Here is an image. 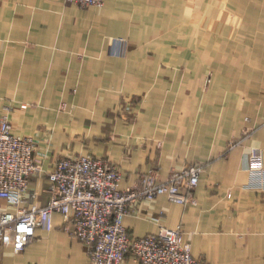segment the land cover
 I'll return each instance as SVG.
<instances>
[{
  "label": "crops",
  "instance_id": "1",
  "mask_svg": "<svg viewBox=\"0 0 264 264\" xmlns=\"http://www.w3.org/2000/svg\"><path fill=\"white\" fill-rule=\"evenodd\" d=\"M230 4L210 3L186 37L170 28L186 0H0V108L37 140L46 172L91 153L118 166L125 189L201 162L192 202L141 199L124 225L136 237L181 225L205 264H264V187L252 184L264 166V2ZM36 183L44 204L47 178ZM53 221L20 253L0 237V264H90L70 221Z\"/></svg>",
  "mask_w": 264,
  "mask_h": 264
},
{
  "label": "built area",
  "instance_id": "2",
  "mask_svg": "<svg viewBox=\"0 0 264 264\" xmlns=\"http://www.w3.org/2000/svg\"><path fill=\"white\" fill-rule=\"evenodd\" d=\"M65 1L81 7L105 3ZM28 106L21 104L23 109ZM12 110L9 105L0 108V199L10 207L0 210V237L12 243L15 252L24 251L38 229H53V216L60 212L71 223L70 233L87 245L90 264H120L127 258L140 264H205L193 255L181 225L139 237L124 225L125 216L141 199L165 194L178 204L192 202L204 164L188 163L163 180L151 170L125 189L120 188L123 173L118 166L91 153L59 158L46 172L37 140L13 132ZM43 177L48 181V199L41 204L35 184ZM252 180L264 187V166L252 172Z\"/></svg>",
  "mask_w": 264,
  "mask_h": 264
},
{
  "label": "rangeland",
  "instance_id": "3",
  "mask_svg": "<svg viewBox=\"0 0 264 264\" xmlns=\"http://www.w3.org/2000/svg\"><path fill=\"white\" fill-rule=\"evenodd\" d=\"M202 5H201V11L202 15L197 13V4H199V0H186V12L184 15V23L181 22H176V23H171L170 28L171 32H177L178 36H181L182 33L185 32L186 37L191 36L190 35V28H192L191 24H195L197 22L202 23L204 21L205 16H207V21L209 20V12L210 11V3L218 4V8H221L225 4V0H202ZM223 1V2H222ZM249 1L250 4L252 5H257L260 2H264V0H228V4L231 6L230 3H233V8L232 9H237L242 2ZM217 6H212L211 8H216ZM207 14V15H206ZM185 25V29L182 28V26ZM210 78H208L209 80ZM59 159V158H58Z\"/></svg>",
  "mask_w": 264,
  "mask_h": 264
}]
</instances>
